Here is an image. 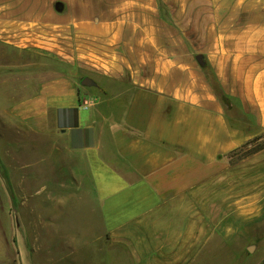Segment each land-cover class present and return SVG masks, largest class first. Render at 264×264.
Returning a JSON list of instances; mask_svg holds the SVG:
<instances>
[{
  "label": "crops",
  "instance_id": "1",
  "mask_svg": "<svg viewBox=\"0 0 264 264\" xmlns=\"http://www.w3.org/2000/svg\"><path fill=\"white\" fill-rule=\"evenodd\" d=\"M0 47L51 65L33 91L0 98V166L14 197L17 175L29 185L54 164L88 198L78 204L98 207L100 230L71 244L77 258L88 247L89 264H192L264 214L255 174L240 183L229 157L264 134V0H0ZM7 228L1 214L0 264Z\"/></svg>",
  "mask_w": 264,
  "mask_h": 264
},
{
  "label": "rangeland",
  "instance_id": "2",
  "mask_svg": "<svg viewBox=\"0 0 264 264\" xmlns=\"http://www.w3.org/2000/svg\"><path fill=\"white\" fill-rule=\"evenodd\" d=\"M6 63L15 65L19 63L20 66H5ZM0 64H2L0 67V98L5 100L10 99V96H4V94L33 91L36 81L51 75V65L48 59L39 54L12 52L0 47ZM223 100L225 111L232 122L248 128L252 120L242 113L238 102L225 97ZM1 129L3 128L0 125ZM4 131L16 136L14 132ZM260 145H264V134L255 137L249 146L242 147L229 155L230 171L239 176L240 183H246V179L255 174L256 190L252 202L259 210L260 206L264 205V180L257 178L264 174V156L253 159L255 153L251 151ZM68 159L69 156L66 155V160ZM0 169L3 170V173L0 170V174L12 198L16 227L17 223L21 226L19 235L17 230L14 238L22 264H89L91 254L87 253L90 252L88 247H82L80 252L84 255L79 259L76 257L77 252L72 251L71 244L75 239L90 237L100 230L98 207L91 202L84 204L82 201V204H78L81 200L86 202L88 198L81 199L72 196L71 180L68 176H62L56 172L54 164H46L33 169L29 185L27 181H23L22 175H17L16 181L12 182L20 194L16 197L12 196L5 177L6 166L1 165ZM43 187L46 188L44 192L50 195L39 197L37 192ZM23 188L27 190L29 188L30 196L22 197ZM0 191V201L5 206V210L0 207V215H3L8 225L3 237L8 260L2 262L3 264H18L16 250L12 243L10 200L1 180ZM256 214L260 213L256 211ZM262 215L259 216L254 227L242 229L237 239L223 242L216 248L208 247L205 254L206 259L192 264H264V214ZM23 221L26 224L24 229ZM40 224H43L42 229ZM23 238L26 248L21 245ZM251 245L255 246L253 252H250L248 248ZM116 248L120 250L122 247L116 246ZM110 263L106 261V264Z\"/></svg>",
  "mask_w": 264,
  "mask_h": 264
},
{
  "label": "water",
  "instance_id": "3",
  "mask_svg": "<svg viewBox=\"0 0 264 264\" xmlns=\"http://www.w3.org/2000/svg\"><path fill=\"white\" fill-rule=\"evenodd\" d=\"M197 60H198V62H199L201 65H204V64H205L202 55H199V56L197 57ZM82 84H83V85H93L94 82H93L90 78H85V79L82 80ZM0 180H1L2 183H3V186H4V188L6 189V193H7V195H8L9 200H10V206H11V217H12V228H13L12 243H13V245H14V247H15V250H16L17 263H18V264H22V262H21V260H20V254H19L18 248H17L16 243H15V238H14V237H15V234H16V231H17V227H16V224H15L14 210H13V208H12V198H11V195H10V193H9V190H8V188H7V186H6L5 180H4V178L1 176V174H0ZM248 248H249V251H250V252H253V251L255 250V246H254V245H251V246H249Z\"/></svg>",
  "mask_w": 264,
  "mask_h": 264
},
{
  "label": "trees",
  "instance_id": "4",
  "mask_svg": "<svg viewBox=\"0 0 264 264\" xmlns=\"http://www.w3.org/2000/svg\"><path fill=\"white\" fill-rule=\"evenodd\" d=\"M199 55H202V54H198L196 57H198ZM203 59H204L205 64L201 65V66L203 67L204 71L206 72V75H207L210 83L212 84L216 94L219 97H221L222 100H223V97L230 99V97L227 94H225V92L222 89V86H221V84H220V82L218 80V77L214 73L213 69L209 66V64H208L207 60L204 58V56H203ZM252 142H253V140L249 141L245 146H249ZM245 146H243V147H245ZM263 148H264V145H260L257 148L253 149L251 151V153H256L257 151H259V150H261Z\"/></svg>",
  "mask_w": 264,
  "mask_h": 264
}]
</instances>
